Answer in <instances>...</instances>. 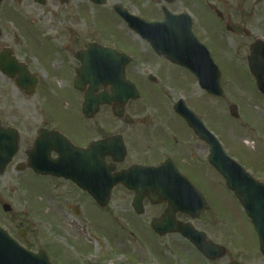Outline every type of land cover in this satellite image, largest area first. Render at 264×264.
I'll return each mask as SVG.
<instances>
[{"label":"flooded vegetation","instance_id":"1","mask_svg":"<svg viewBox=\"0 0 264 264\" xmlns=\"http://www.w3.org/2000/svg\"><path fill=\"white\" fill-rule=\"evenodd\" d=\"M90 1L0 0V242L12 248L15 245L50 264H136L126 257L118 260L112 252L111 241L100 234L101 231L113 235L115 227L119 229L115 217L108 212L112 203L119 201L127 210L124 217L132 220L129 229H125L129 236L142 234L151 246H165L166 254L174 253L179 257L182 253L171 243L180 242L178 247L187 251V257L183 255L184 261L179 262L182 264H194L190 260L196 261L194 256L199 257L202 264H217L220 260H205L180 234L158 236L153 232L151 223L165 216L167 205L161 198L157 200L159 204L152 205L150 199L151 186L165 184L162 178L171 175L169 172L174 169L201 194L211 210L208 194L214 195L208 189L215 185V175L221 177L209 160L214 148L209 133L217 136L223 151L230 155L225 140L216 133L213 125L211 114L215 98L201 90L186 69L151 53L153 57L138 65L137 71L131 70V75H127V71L132 61L125 67L126 79L139 93L137 100L124 105L115 100L98 103L103 96H111L112 77L94 79L86 72L78 74L89 44L95 45L94 50L99 46L108 47L95 31L94 37L87 39L80 38L81 35L78 38L73 30V40L69 38L61 45H55L44 33H37V41L29 40L33 37L26 26L35 28L36 10L47 11L55 19L70 8L73 13L67 21L78 24L84 16L82 10L85 11L86 3L92 5ZM104 7L106 2L97 8ZM112 8L109 10L115 19H119ZM242 10V5L234 0H212L206 10L203 8L206 16L218 22L216 26L212 19V25H206L209 35L217 33L222 38L220 31H223L230 39L248 43L244 50L239 48L247 53L246 62L251 45L258 37L254 35L256 30L248 29V25L253 24L256 29L253 13L246 19ZM8 24H16L20 34L10 31ZM192 32L213 59L209 38L202 42L196 36L199 33L193 24ZM55 56L58 67L53 76ZM107 66L112 69L117 65L115 61H109ZM141 66L149 71L140 74ZM56 75L73 93L74 98L65 104L68 110L74 109L72 103L79 109L75 122H64L58 113L55 115L52 89ZM156 92L160 94V101L150 99L151 93ZM87 96L93 99L90 103L86 101ZM220 101L227 106L233 104L225 98ZM262 102L263 99L261 103L237 104L239 125L244 134L242 144L254 146L252 151L242 149L243 158L234 155L251 178L260 183H264V172L258 169L263 166L257 156L264 150L258 151L256 144H264ZM186 110L202 122L203 129L194 125ZM115 113H121V116ZM122 145L123 155L120 152ZM152 168H159L157 174L150 173L155 170ZM123 171H128V179L120 183L117 177ZM221 182L217 181L224 185L222 179ZM174 183L185 195L189 192L194 196L182 182L175 180ZM127 184L148 187V191L143 190L137 195ZM139 197L142 198L141 214L133 208L134 200ZM207 212H202L193 221L185 214L174 213L169 222L178 227L191 223L199 230L196 224ZM106 217L110 218L109 227ZM169 222L162 221L161 224L167 228ZM147 232L153 236L152 241L146 239ZM202 232L214 242L205 231ZM225 258L229 264L228 251ZM155 262L161 264L157 259Z\"/></svg>","mask_w":264,"mask_h":264},{"label":"rangeland","instance_id":"2","mask_svg":"<svg viewBox=\"0 0 264 264\" xmlns=\"http://www.w3.org/2000/svg\"><path fill=\"white\" fill-rule=\"evenodd\" d=\"M104 1L106 2L105 8H97L89 3H86L85 11L82 10L84 12V16L81 17V21L78 24H74L72 21H67L69 16H71V13H73L70 8L64 11L63 15L61 14L55 19L47 11L36 10L35 28L31 29L29 26H26V29H29V33L31 34L29 35L33 37L29 40L32 42L37 41L38 38L35 39L38 36L37 33H44L46 37L54 41L53 43L55 45H61L62 41H67L69 38L73 40V30L77 33L78 38L81 35L80 38L85 37L87 39L93 38L95 31L97 33L96 35H99V38H101L103 43H105V41H110L115 43L117 47H124L127 49L126 51L128 52V55L132 58V63L128 68L127 75H131V70L135 69L134 71H137V66L142 64L144 60L146 61L147 59H151L153 55H151L148 45L144 41H141L136 34L128 31L120 20L115 19V16L109 9L112 6L120 4L122 7L127 9L130 14L136 15L144 20L161 21V7H166L171 13H187L191 17L195 16V18L192 17V20L194 29H197L199 33V36H196L199 37L202 42L209 38V43H207L212 46L213 60L222 73L221 85L225 93L226 102L236 104L261 103L260 95L257 93L254 81L246 68L245 57L247 53L239 51L240 47L244 50V45H248V43L244 44L243 41L230 39L223 33V31H220L223 37L219 38L217 33L209 35L208 31L205 30L206 25H212V19L214 20V24L216 26L218 25L215 18L206 16L203 12V8L206 10L207 4L211 3L212 0H175V2L171 5L165 4V0ZM234 1L242 5V11L246 16V19L250 17L251 13H253L252 17L256 23V29L254 24L250 26L248 25V29H251L252 31L256 30V33L254 34L255 37L261 38L264 41V0ZM54 11L57 12L58 9L55 8ZM196 17L198 18L197 20ZM8 29L15 35L20 34L16 24H8ZM37 29L39 32H36ZM10 41L12 42V40ZM39 50H41V45ZM54 64L55 69L51 71V73L53 72V76L54 73H57V56L54 58ZM145 66H141L140 70L138 69L140 74L147 73L149 71L144 70L146 69ZM60 76L56 75L53 78L54 87L52 90L54 92V99L52 96V101H54L53 108L56 113L55 115L58 113V115H60V119L64 122H75L78 118L75 115L79 114V109L74 103L71 104L74 109L68 110L66 108L65 103L74 97L73 93L64 87ZM156 94L151 93L150 99H157L160 101V94L157 92ZM262 99L264 101V98ZM213 108L214 110L211 115L214 117L213 125L215 131L216 133L221 134L223 141L225 140L224 144L230 152V155L233 157L234 155H240L242 157L244 155L242 149L245 151H252L251 148L254 144H250L248 146H244L242 144L241 139L244 134L239 125L240 120H234L229 117L227 110L228 106L225 105L224 102L215 99ZM257 144L256 149H258V151L264 150V144ZM257 157L261 159V164L263 166V168L258 167V169L260 172H264V152L258 153ZM217 181L220 183L221 179L215 175V185L208 189L209 193L212 196L214 195L211 197L208 194L211 210L209 209V212L201 215L199 223L196 224L198 225L197 228L201 231H205L208 237L215 243L224 246L228 251V259L235 260L242 264H264L263 257L258 253L257 237L249 220L242 212L237 201L224 188L223 184H219ZM213 190L214 193L212 192ZM112 204L113 205L108 208V212L111 216L113 215L115 217L119 229L117 230L115 227L113 235L106 234V232H101L100 230L99 231L100 234L102 233V235L105 236V239H108V241H111L113 244L112 252L116 257H118V260H122V258L126 257L127 259L133 260L136 264H156V259L159 260L161 264H182L179 262L180 260H182V262L184 261L183 255L187 257V251L184 248L178 247L180 242L175 240L171 244L182 253L179 254L181 257L174 253L166 254L164 251L165 246L161 248L151 246L149 242L144 241V236L142 234L139 237L137 236L138 234L129 236L128 230L125 231V229H129V223H131L132 220L126 218L127 216L124 217L127 211L124 208V204L119 201H115ZM150 211L152 212L153 209H150ZM91 218L94 222L95 218L93 216ZM145 218L147 217L145 216L144 219ZM106 222L109 225L104 224L109 227L111 224L110 218L106 217ZM122 230L125 233L122 232ZM147 233L149 235L146 234V239L148 241H152L153 236L149 232ZM194 258L197 262L190 259L194 264H202L199 257V259L197 256H194ZM217 264H227V258L220 260Z\"/></svg>","mask_w":264,"mask_h":264},{"label":"water","instance_id":"3","mask_svg":"<svg viewBox=\"0 0 264 264\" xmlns=\"http://www.w3.org/2000/svg\"><path fill=\"white\" fill-rule=\"evenodd\" d=\"M94 2H100L98 0H93ZM169 1V0H168ZM115 11L123 18L127 23L130 30L137 33L142 39L146 40L155 53L158 55L166 56L170 61L188 69L191 71L202 83L205 88H209V92L218 97H222V90L219 85V73L217 68L214 66L210 60L209 63L213 70L211 71V78L204 71L202 65L199 64V61H206L208 56L206 53L198 55L200 46L197 44L196 40L192 37L190 31V21L185 15L182 16H171L166 9H163L164 12V22L163 23H148L143 22L142 20L130 16L125 11H122L120 8H116ZM263 47L264 44L259 42L251 49L252 56L249 59V68L251 74L256 79V84L258 90L264 94V74L258 72L257 65L254 62L255 47ZM109 51L110 50H104ZM90 48L87 50V54L82 61V71L86 72L91 67H96L101 70L100 63L96 62L98 59H92L89 56ZM264 60V58H263ZM88 78V77H87ZM123 72L122 67L118 72V80L116 82V91L115 93L119 97V102L124 103L127 101L128 90L126 89L122 81ZM93 80V79H92ZM136 98V97H134ZM89 99V98H88ZM108 99V98H107ZM106 98H102V101L108 102ZM101 101H98L100 103ZM234 107L231 109V115L236 116ZM210 162L215 167V169L225 178L227 187L232 190L241 204L242 208L246 212L247 216L252 222V225L259 238V250L264 256V186L253 183L246 176L243 175V172L229 159H227L222 152L215 148L210 156ZM122 182L126 180V174L123 175ZM134 188H137L134 186ZM154 189V188H152ZM166 194H161L157 192L155 188V195H162L163 199H166L169 204V217L172 216V212L176 210L186 212L188 214H195V216L203 210L205 207L203 204H199L196 207V204L193 202L187 201L180 198L176 190V187H167ZM166 196V197H165ZM139 205V204H138ZM158 226H156L157 228ZM184 231V230H183ZM191 231V232H190ZM189 232H182L185 237H187L190 242L202 253L204 257L210 260H216L221 258L224 255V252L220 250L218 246L213 245L212 243L205 240L204 235L198 233L194 230ZM3 254H0V261L3 260ZM30 257L22 254V257H18L16 263L26 264ZM5 260H7L5 258ZM22 260V261H21ZM23 262V263H22ZM26 262V263H25ZM2 264H12L8 259L5 263ZM231 264H236L232 262Z\"/></svg>","mask_w":264,"mask_h":264}]
</instances>
